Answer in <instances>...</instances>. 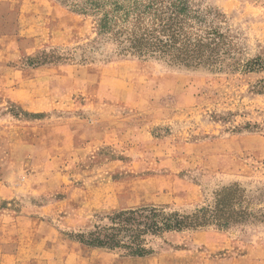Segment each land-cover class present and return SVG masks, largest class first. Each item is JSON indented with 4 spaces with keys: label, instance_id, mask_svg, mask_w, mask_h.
Returning a JSON list of instances; mask_svg holds the SVG:
<instances>
[{
    "label": "rangeland",
    "instance_id": "374dc122",
    "mask_svg": "<svg viewBox=\"0 0 264 264\" xmlns=\"http://www.w3.org/2000/svg\"><path fill=\"white\" fill-rule=\"evenodd\" d=\"M189 1L223 16L215 27L234 58L222 71L116 58L94 17L73 14L57 25L47 5L44 29L23 28L18 41L0 36V66L22 72L0 77V87L31 81L27 91L38 98L36 109H25L0 95V186L11 196L0 199V214L43 221L66 260L80 250L91 264H264V0ZM61 28L73 30L74 41L56 45L49 31ZM35 33L41 49L28 56L45 51L61 64L28 67L23 57L5 63V54L21 52ZM234 184L258 220L148 236L155 253L146 258L74 240L116 212L191 213ZM73 246L80 249L71 257Z\"/></svg>",
    "mask_w": 264,
    "mask_h": 264
},
{
    "label": "trees",
    "instance_id": "16d2710c",
    "mask_svg": "<svg viewBox=\"0 0 264 264\" xmlns=\"http://www.w3.org/2000/svg\"><path fill=\"white\" fill-rule=\"evenodd\" d=\"M58 2L74 14L94 17L98 36L116 46V58L167 60L174 66L212 71H222L223 65L234 58L226 34L215 27L223 16L197 9L189 0ZM25 59L28 67L34 68L63 61H56L45 51ZM245 203V190L234 184L215 194L211 204L191 213L182 214L169 207L116 212L107 216V225L79 233L74 240L87 248L121 251L123 257L146 258L155 253L147 244L148 236L208 228L225 231L258 220Z\"/></svg>",
    "mask_w": 264,
    "mask_h": 264
},
{
    "label": "crops",
    "instance_id": "0c3cea01",
    "mask_svg": "<svg viewBox=\"0 0 264 264\" xmlns=\"http://www.w3.org/2000/svg\"><path fill=\"white\" fill-rule=\"evenodd\" d=\"M48 3V0H0V30H2L0 36L15 38L18 41L23 37V28L28 29L26 33L44 29L41 22L44 15L43 10H46L44 6L46 5L51 8L52 12L54 10L56 14L55 18L50 19V23L60 25L61 19H68L69 16L74 14L58 5L51 7ZM74 15L83 18L77 14ZM24 21H27L28 24L25 25ZM62 28L58 31H49L52 37L57 36V39H53L56 45L74 41L75 33L73 30ZM59 35L63 40L59 39ZM29 37L34 38L33 41H30L31 44L25 47L23 43L21 52L16 50L8 55L5 54L7 61L5 63L10 64L21 59V57H29V50H32V54L41 49L39 44L42 38H39V34L35 33ZM24 42L28 43L29 41ZM16 52H19V54L16 55ZM0 61H3L2 58ZM6 68L0 66V77L19 78L22 75L20 71L9 70L8 68L7 70ZM24 72L27 73V71ZM9 81L7 80L5 83L8 84ZM25 82L14 80L9 86L0 87V95L25 109H36L38 98L35 96V92L33 94L31 91H27L28 88L32 87L31 81L25 80ZM10 197L9 190L0 186V199ZM57 241L58 238L53 229L37 218H11L5 213L0 214V264H91L90 258L85 257L77 246H73V251L69 254L72 257L74 256L73 253L78 250L79 255H75L77 259L75 261H70V258L66 260L65 256L60 253V245L55 244Z\"/></svg>",
    "mask_w": 264,
    "mask_h": 264
}]
</instances>
